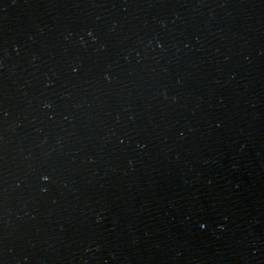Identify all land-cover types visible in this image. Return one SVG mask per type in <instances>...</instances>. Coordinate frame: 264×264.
Masks as SVG:
<instances>
[{
	"label": "water",
	"instance_id": "water-1",
	"mask_svg": "<svg viewBox=\"0 0 264 264\" xmlns=\"http://www.w3.org/2000/svg\"><path fill=\"white\" fill-rule=\"evenodd\" d=\"M0 264H264V0H0Z\"/></svg>",
	"mask_w": 264,
	"mask_h": 264
}]
</instances>
